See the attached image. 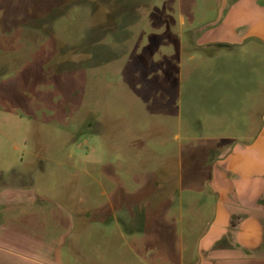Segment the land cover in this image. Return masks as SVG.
Masks as SVG:
<instances>
[{
	"label": "rangeland",
	"instance_id": "rangeland-1",
	"mask_svg": "<svg viewBox=\"0 0 264 264\" xmlns=\"http://www.w3.org/2000/svg\"><path fill=\"white\" fill-rule=\"evenodd\" d=\"M237 2L0 0L1 255H233L264 215V45L232 43Z\"/></svg>",
	"mask_w": 264,
	"mask_h": 264
},
{
	"label": "crops",
	"instance_id": "crops-1",
	"mask_svg": "<svg viewBox=\"0 0 264 264\" xmlns=\"http://www.w3.org/2000/svg\"><path fill=\"white\" fill-rule=\"evenodd\" d=\"M235 6H238L236 13L237 21L247 24L250 29L241 40L242 42H232L233 44H241L246 40H253L256 43L249 47V51L256 50L261 43L264 45V0H238ZM234 6V7H235ZM240 12V14H239ZM235 17V16H233ZM264 53V52H263ZM264 55V54H263ZM264 57V56H263ZM230 168V165H229ZM2 202L0 197V237H6L2 229ZM251 225H246L243 230H247L245 236L234 247L232 254L229 257L223 254L212 256L218 260L217 264H225L224 262L231 260L227 264H264V215L252 212L249 216ZM255 236V241L250 240L251 236ZM10 235L7 238L10 240ZM2 260V261H1ZM12 259L0 254V264H15Z\"/></svg>",
	"mask_w": 264,
	"mask_h": 264
}]
</instances>
